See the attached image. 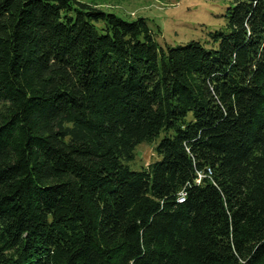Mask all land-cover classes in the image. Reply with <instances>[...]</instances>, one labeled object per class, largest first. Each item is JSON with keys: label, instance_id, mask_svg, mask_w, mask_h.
I'll return each mask as SVG.
<instances>
[{"label": "trees", "instance_id": "trees-1", "mask_svg": "<svg viewBox=\"0 0 264 264\" xmlns=\"http://www.w3.org/2000/svg\"><path fill=\"white\" fill-rule=\"evenodd\" d=\"M225 19L163 49L144 18L0 0V264H264V0Z\"/></svg>", "mask_w": 264, "mask_h": 264}, {"label": "rangeland", "instance_id": "rangeland-1", "mask_svg": "<svg viewBox=\"0 0 264 264\" xmlns=\"http://www.w3.org/2000/svg\"><path fill=\"white\" fill-rule=\"evenodd\" d=\"M133 21L144 18L156 41L166 46H184L191 41L208 42V34L225 26L226 10L234 0H78ZM157 160L155 144L135 149L132 170L146 168Z\"/></svg>", "mask_w": 264, "mask_h": 264}]
</instances>
